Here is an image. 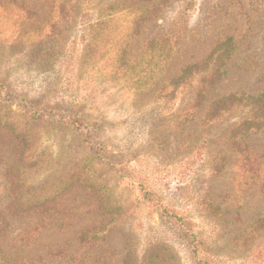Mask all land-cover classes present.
I'll return each instance as SVG.
<instances>
[{
    "label": "rangeland",
    "instance_id": "1",
    "mask_svg": "<svg viewBox=\"0 0 264 264\" xmlns=\"http://www.w3.org/2000/svg\"><path fill=\"white\" fill-rule=\"evenodd\" d=\"M20 1L0 0V264H196L193 239L212 264H264V129L185 117L213 69L207 101L264 91V0H168L131 39L125 9L95 24L111 0L57 23ZM160 34L138 86L126 66Z\"/></svg>",
    "mask_w": 264,
    "mask_h": 264
},
{
    "label": "trees",
    "instance_id": "2",
    "mask_svg": "<svg viewBox=\"0 0 264 264\" xmlns=\"http://www.w3.org/2000/svg\"><path fill=\"white\" fill-rule=\"evenodd\" d=\"M167 1L168 0H138L132 2V0H111V2L103 7L102 13L104 19L97 20L95 24L104 23L103 25H106L108 24L106 22H110L116 13L125 9L133 15L128 38L138 37L140 35L141 25L147 21L153 20ZM20 2H24V0ZM74 2L77 3V0H47L46 3L51 15L49 19H47V23L53 20L54 23H57L60 19L68 18L71 14L70 11L73 9L72 3ZM78 3L81 4V11L82 8L89 10L92 0H80ZM89 22L90 21H87V23ZM164 36H166V34H160L158 37L151 39L148 38L145 41L146 48L142 55H140L138 61L135 62V65L126 66V71H130L131 73L137 72V74L141 75H138L137 81H134L138 86H143L152 79V73L155 71V66L158 64L157 59L166 57L167 40L162 39ZM124 54V47L117 50V55L121 62H123ZM197 69V64L186 66L181 70L180 75L171 78L169 84L172 87V91L186 84L189 79L194 77L193 75L198 74L196 71ZM218 77L219 73L217 69H213L211 73L205 74V76L199 80V85L201 83V87H197L193 92V100L190 106L187 107L185 113L186 120H195L198 118L200 119V123L209 124L228 118L229 116L227 117V115L231 112H238L239 116H237L236 120L227 129L230 138L264 129V91L257 94L232 92L227 95L214 97L210 101H207L204 83H213ZM89 137L91 142H95L94 133L91 132ZM181 227L185 230L186 236L189 233L188 224L185 221H181ZM200 245L201 243L198 241L196 242L194 239L191 242L188 241L190 256L196 264H212L208 259L209 256L207 252L202 249ZM149 260H146L144 264H150ZM150 262H153V259Z\"/></svg>",
    "mask_w": 264,
    "mask_h": 264
}]
</instances>
